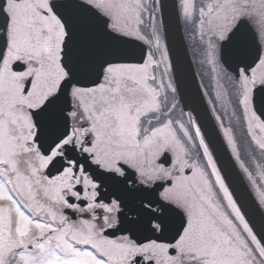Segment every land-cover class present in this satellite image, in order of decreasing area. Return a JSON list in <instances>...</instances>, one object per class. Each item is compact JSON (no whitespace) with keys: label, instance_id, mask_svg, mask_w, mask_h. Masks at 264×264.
<instances>
[{"label":"snow or ice","instance_id":"1","mask_svg":"<svg viewBox=\"0 0 264 264\" xmlns=\"http://www.w3.org/2000/svg\"><path fill=\"white\" fill-rule=\"evenodd\" d=\"M0 264H264V0H0Z\"/></svg>","mask_w":264,"mask_h":264},{"label":"water","instance_id":"2","mask_svg":"<svg viewBox=\"0 0 264 264\" xmlns=\"http://www.w3.org/2000/svg\"><path fill=\"white\" fill-rule=\"evenodd\" d=\"M188 55L190 56V53H188ZM189 74H190V77H193L194 78V80H198L197 75H196V71H195V68H194V65H193V62L191 63V67H190V70H189ZM218 148H219L221 154H223V149L220 148L219 145H218Z\"/></svg>","mask_w":264,"mask_h":264},{"label":"flooded vegetation","instance_id":"3","mask_svg":"<svg viewBox=\"0 0 264 264\" xmlns=\"http://www.w3.org/2000/svg\"><path fill=\"white\" fill-rule=\"evenodd\" d=\"M189 53H190V52H189ZM190 55H191V53H190ZM193 64H194V67H195V71H196L197 78H198V80H199L198 73H199L200 71L198 70V66L195 64L194 61H193ZM205 83H206V82H205Z\"/></svg>","mask_w":264,"mask_h":264},{"label":"rangeland","instance_id":"4","mask_svg":"<svg viewBox=\"0 0 264 264\" xmlns=\"http://www.w3.org/2000/svg\"><path fill=\"white\" fill-rule=\"evenodd\" d=\"M196 64V63H195ZM197 65V64H196ZM198 66V65H197ZM198 70L200 71V68H199V66H198ZM206 83H207V81H206Z\"/></svg>","mask_w":264,"mask_h":264}]
</instances>
